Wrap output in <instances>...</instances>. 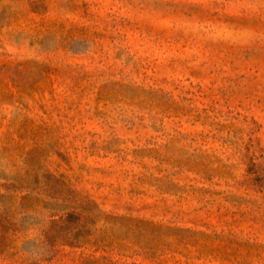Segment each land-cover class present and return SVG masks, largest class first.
I'll list each match as a JSON object with an SVG mask.
<instances>
[{
    "label": "rangeland",
    "instance_id": "374dc122",
    "mask_svg": "<svg viewBox=\"0 0 264 264\" xmlns=\"http://www.w3.org/2000/svg\"><path fill=\"white\" fill-rule=\"evenodd\" d=\"M0 264H264V0H0Z\"/></svg>",
    "mask_w": 264,
    "mask_h": 264
}]
</instances>
